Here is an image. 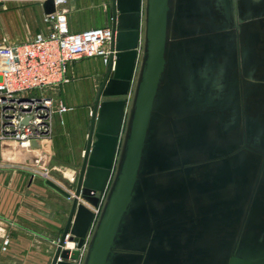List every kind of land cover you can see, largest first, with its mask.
<instances>
[{
    "label": "water",
    "instance_id": "obj_1",
    "mask_svg": "<svg viewBox=\"0 0 264 264\" xmlns=\"http://www.w3.org/2000/svg\"><path fill=\"white\" fill-rule=\"evenodd\" d=\"M111 16L76 185L107 194L81 264H264V0H111ZM92 219L74 198L51 264H77Z\"/></svg>",
    "mask_w": 264,
    "mask_h": 264
},
{
    "label": "crops",
    "instance_id": "obj_2",
    "mask_svg": "<svg viewBox=\"0 0 264 264\" xmlns=\"http://www.w3.org/2000/svg\"><path fill=\"white\" fill-rule=\"evenodd\" d=\"M35 1L42 15L39 31L48 32L43 21L44 1ZM66 6L74 32L111 25V0H68ZM106 65L100 56L77 59L69 67L70 81L53 90H61L60 98L70 110L55 115L54 136L37 152L45 157L44 165L59 170L67 179L74 178L81 167L77 156L80 152L84 156L88 140V134H82L85 123L76 122L72 112L92 110L94 92L100 88L101 70ZM72 93L77 102L70 103ZM7 148L11 149L3 150ZM37 152L17 148L11 142L0 152V264H51L56 250L54 240L62 237L69 218L67 195L31 170ZM6 237L9 244L5 247Z\"/></svg>",
    "mask_w": 264,
    "mask_h": 264
},
{
    "label": "built area",
    "instance_id": "obj_3",
    "mask_svg": "<svg viewBox=\"0 0 264 264\" xmlns=\"http://www.w3.org/2000/svg\"><path fill=\"white\" fill-rule=\"evenodd\" d=\"M67 2L54 0L55 11L44 13L43 21L48 32L39 31L21 42L2 38L0 52L4 53V57L0 54V145L13 142L17 148L37 152L44 142L53 137L55 115L70 110L66 104L57 102L53 95L48 94V90H57L70 81L69 67L77 59L100 56L108 64L112 28L107 26L72 31ZM35 90H39V93L32 94ZM25 118H29L27 123H24ZM34 140L39 141V147L32 145ZM44 161L42 153L37 152L31 170L34 175L51 180L50 169L44 165ZM64 188L67 197L83 201L81 196L70 192L71 187ZM106 194L107 188L93 210L92 227L85 246L101 213ZM70 235L68 233L66 238ZM8 244L9 238L6 237L5 247Z\"/></svg>",
    "mask_w": 264,
    "mask_h": 264
},
{
    "label": "rangeland",
    "instance_id": "obj_4",
    "mask_svg": "<svg viewBox=\"0 0 264 264\" xmlns=\"http://www.w3.org/2000/svg\"><path fill=\"white\" fill-rule=\"evenodd\" d=\"M42 15L39 9V5L35 0H2L1 4H0V47L2 46L3 42H2V38L6 37L10 42L13 41H17V40H25L27 38H29L30 36H32L35 32H38L40 30V24H42ZM0 54L2 55V57H4V53L0 52ZM105 72H106V68L103 67V69L101 70V78L104 79L105 76ZM103 80H99L100 86L102 84ZM99 86V87H100ZM39 90H35L32 94H38ZM48 94L53 95L55 97V99L57 100V102H63L65 104L64 101L61 100L60 95H61V90L58 92L57 91H53V89H49ZM98 93V90L96 92H94L95 98L96 95ZM73 97L69 100H73L70 101V103H74L77 102L76 99V94L72 93ZM94 98V101H95ZM122 98H127V104L125 107V118L126 119V115H127V110H128V100H130V97H122ZM109 98H103V100H107ZM111 99H115V98H111ZM93 101V104H94ZM92 104V106H93ZM91 106V107H92ZM73 116H75V121L79 122V123H85L84 127H83V133L84 135L87 136V134L89 133L90 130V124H91V118H92V110L90 108L89 109H77L75 110ZM55 133V124L53 125V136ZM76 136V134H75ZM12 145L14 146V143L11 142ZM7 144V142L5 143H1L0 145V152L2 150V148L4 147V145ZM12 148V147H11ZM10 148V149H11ZM10 149H3L5 151L10 150ZM79 159L78 164H82L84 156L81 155V152L78 154L77 156ZM113 168L115 167V164H113ZM49 167V166H48ZM81 168V167H80ZM79 170L76 171L74 178L72 179H67L66 177H64L63 173L60 172L57 169H53L52 167H49L50 169V174L52 176V179L49 181H53L56 184L59 183L60 181L62 182V189L66 191V189L64 187H68L70 188V192H75L76 193V185H77V181H78V177H79ZM111 177V176H110ZM108 184V183H107ZM107 186L105 187V189L103 191H98L97 195L102 196L106 190ZM81 196V195H79ZM82 198V196H81ZM67 199L70 201V204H72L73 202V198H69L67 197ZM83 201L80 202L78 199L79 203L84 204L85 206H87L94 215V208L98 205H93L90 202H88L87 200H85L84 198H82ZM100 202V201H99ZM93 222V219H92ZM92 222L90 225V228L92 227ZM70 233V232H68ZM89 233V231H88ZM60 237L56 240H54V245L58 246L59 242H60ZM69 241V237L66 239V243L65 246L66 247L68 245ZM86 244V243H85ZM85 246V245H84ZM56 252V250H55ZM84 253H85V248L82 249L81 254H80V258L76 261L77 264H81L82 263V259L84 257ZM55 254V253H54Z\"/></svg>",
    "mask_w": 264,
    "mask_h": 264
},
{
    "label": "bare ground",
    "instance_id": "obj_5",
    "mask_svg": "<svg viewBox=\"0 0 264 264\" xmlns=\"http://www.w3.org/2000/svg\"><path fill=\"white\" fill-rule=\"evenodd\" d=\"M67 247L70 248V249H75L76 244L73 241H71V242H68Z\"/></svg>",
    "mask_w": 264,
    "mask_h": 264
}]
</instances>
